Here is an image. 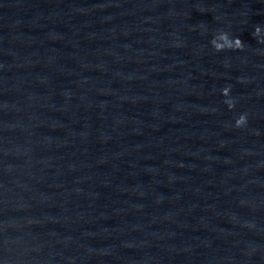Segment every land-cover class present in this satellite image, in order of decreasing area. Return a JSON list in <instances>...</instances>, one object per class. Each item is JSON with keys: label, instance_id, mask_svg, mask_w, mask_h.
Here are the masks:
<instances>
[{"label": "water", "instance_id": "water-1", "mask_svg": "<svg viewBox=\"0 0 264 264\" xmlns=\"http://www.w3.org/2000/svg\"><path fill=\"white\" fill-rule=\"evenodd\" d=\"M256 25L264 0H0V264H264Z\"/></svg>", "mask_w": 264, "mask_h": 264}, {"label": "clouds", "instance_id": "clouds-1", "mask_svg": "<svg viewBox=\"0 0 264 264\" xmlns=\"http://www.w3.org/2000/svg\"><path fill=\"white\" fill-rule=\"evenodd\" d=\"M262 32H264V29H262L261 26L256 25L254 28L253 36L257 39L258 42H264V37L261 36ZM210 43L217 51L223 50L225 48L240 49L243 46L242 41L238 37L230 38L229 34L224 31H220L216 33V36L213 37ZM221 92L223 93L224 96L227 97L229 94V88L224 87L221 89ZM225 103H227L229 108L233 107V101L231 99H227ZM246 120H247L246 115L241 114L235 120V126L236 127L244 126L246 124Z\"/></svg>", "mask_w": 264, "mask_h": 264}]
</instances>
